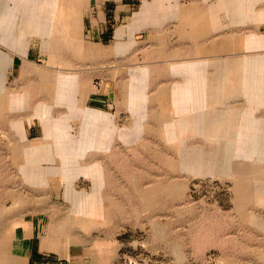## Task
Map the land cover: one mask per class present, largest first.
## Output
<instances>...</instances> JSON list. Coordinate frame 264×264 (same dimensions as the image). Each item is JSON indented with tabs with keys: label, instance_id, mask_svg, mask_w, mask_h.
<instances>
[{
	"label": "rangeland",
	"instance_id": "obj_1",
	"mask_svg": "<svg viewBox=\"0 0 264 264\" xmlns=\"http://www.w3.org/2000/svg\"><path fill=\"white\" fill-rule=\"evenodd\" d=\"M63 2L64 4L60 0L59 7L55 10L54 25L60 22L67 24L63 26L60 23L55 26L54 34L61 28L67 32L76 29L82 20L80 27L82 41L98 43L100 32L107 31L105 22H111L110 36L117 34L120 24V27L125 29V36L122 35L120 41L125 45V56L121 54L118 56L115 50L110 60H107L103 49L102 64L100 61L95 71L99 72V75L92 79V75L89 74L94 72L86 73L84 57L74 56L71 48L58 44L53 46L54 49L57 48L54 51L50 52L49 48L42 50L40 63H33L27 72L29 75L35 72L50 75L42 74L40 78L30 75L29 80H26L27 84H35L38 79H41L42 83L47 80L54 84L57 78L67 80L69 78L64 74L78 70L84 75L81 76L82 84L97 89L103 84L102 73L104 74L107 69H117L119 64L120 68L121 66L124 68L126 87L132 88L142 69L152 67L158 72H169L172 65L180 61H174L173 58H185L189 55L187 52H178L183 41V37L178 36L186 32L190 25L182 22L202 20L222 22L239 16L241 9L234 5V0ZM36 3L38 5L42 2L38 0ZM253 9L257 15L255 20L253 19L254 22L245 25L247 28L238 25L236 31L234 25H231L232 22H222L220 36L222 51L217 54L218 56L225 59L235 56L236 52L246 53L242 46L237 48L232 44L236 36L239 43L242 42L247 29L260 30L264 34L262 18L264 15H261L262 11L264 13V0H254ZM32 10H28V14ZM38 13L42 19L45 9L41 8ZM37 23V27L40 26V22ZM15 24L18 35L26 32V28L19 27L20 22ZM40 31L33 32L37 40L35 45L39 47L41 41L51 38L43 29ZM113 46L117 48V44ZM250 54L259 58L255 60L257 64L264 58V48L255 49ZM206 55L209 56V53ZM151 57L153 59H150ZM71 61H74V65L70 68ZM5 65L4 62L3 67ZM11 79L7 82L10 88L20 84L17 80ZM173 79L175 78L171 76L169 78L166 73L158 77V86L164 88L166 86L168 91L162 95L161 100H169ZM254 79L259 83L253 98L249 97L250 93L239 91L232 99V102H237L238 105L235 109L238 129L245 116L251 113H255L256 116L264 115V91H261L264 90V76H255ZM179 80L182 83L185 78ZM125 105L119 116L120 124L126 128L125 139L119 144L116 142L115 147L105 158L107 170L100 175L107 186L105 184L103 193L99 189L103 204L98 215H92L87 211V206L91 203L88 195L87 197L81 195L74 205L63 195H54L48 189L43 196L35 197V194L41 193L43 189L32 186L29 188L31 211L36 212L38 208L43 211L37 217L36 234L51 257V262L264 264V228L257 223L264 222V208L262 210V207L257 208L253 204L262 201L264 203V193L255 188L256 184H246L253 181L249 174H247L249 180H245L246 175L242 177L241 183L245 184H238L237 172L234 170L239 167L237 166L239 161L256 162V158L237 155L232 147L223 151L220 157H206L204 170L197 165L198 157L190 161L182 155L187 151L185 148L189 149L194 143L197 145V140L182 141L177 132L174 136L178 139L172 143L166 140V134L162 130L163 120L173 119L177 123L184 113H188V109H133L128 107L127 101ZM221 111L224 116L228 110ZM181 136L183 137V133ZM0 139L10 140L11 137L9 133L0 130ZM226 143L229 145L231 142ZM224 145L223 141V149ZM214 161L216 165L213 167ZM14 162L15 157L0 156V180H17L16 173L7 170L12 168V165L14 167L16 163ZM73 184L80 193L87 194L92 190L93 180L86 174H80L73 180ZM17 191L18 189H13L15 198H19ZM249 199L248 206L252 205L257 212L253 208L254 212L245 211L246 200ZM16 200L12 207L14 212L19 206ZM16 223L19 222L14 221V227ZM29 228L32 229L31 223Z\"/></svg>",
	"mask_w": 264,
	"mask_h": 264
},
{
	"label": "crops",
	"instance_id": "obj_2",
	"mask_svg": "<svg viewBox=\"0 0 264 264\" xmlns=\"http://www.w3.org/2000/svg\"><path fill=\"white\" fill-rule=\"evenodd\" d=\"M37 1L0 0V130L11 137L10 140L0 139V156L15 157L14 167L12 165L7 170H12L10 172H15L17 176L16 181L0 180V264H54L36 234L37 217L43 211L39 208L36 212L31 211V186L43 189L35 197L43 196L48 189L54 195H63L74 205L83 194L85 197L88 195L91 203L87 211L92 215L101 212L103 201L100 200L102 194L99 189L102 192L106 183L100 174L107 170L105 158L111 149L116 142L119 144L125 139L126 128L120 124L119 116L126 107V101L133 109H188V113H184L177 123L173 119L162 121L166 140L173 143L178 139L174 136L177 132L182 141L197 140V145L194 143L189 149L185 148L187 151L182 155L192 159L198 157L197 165L204 170L206 157H220L223 151L232 147L237 155L254 156L256 162L237 163L239 167L234 169L237 182L245 184L241 183L242 177L246 175L245 180H249V174L253 181L246 184H256L254 187L264 193V115L251 113L245 116L238 129L235 112L238 105L232 102L239 91L250 93L249 97L253 98L259 83L254 77L264 76V58L256 64L255 60L259 58L250 54L255 49L264 48V34L260 30L247 29L243 41L239 43L236 36L232 45L237 48L242 46L248 53L236 52L235 56L225 59L217 55L222 51V22H232L236 31L238 25L242 27L254 22L257 15L253 9L254 0H234V5L241 9L239 16L233 19L182 22L190 25L186 32L178 36L183 37L178 52L189 55L173 58L180 61L173 64L169 72L144 68L134 80L133 87L127 88L124 68L118 64L117 69H107L102 73L103 84L97 89L84 86L81 79L83 72L78 70L64 74L69 78L67 80L57 78L53 84L47 80L42 83L38 79L31 85L26 83L30 75L40 78L42 74H50L35 72L29 75L27 72L33 63H40L42 50L49 48L51 52L57 49L53 46L61 44L71 48L74 56L84 57L82 61L86 64V73L94 72L89 75L95 79L99 75L95 72L96 66L100 61L102 64L103 49L107 60L115 50L118 56H125V45L120 43L125 29L119 24L117 34L110 36L111 22H105L107 31L100 32V41L85 43L80 33L81 20L76 29L67 32L61 28L54 34L55 26L67 24L60 22L54 25L55 10L60 0H41L38 5ZM41 8L45 9L42 19L38 13ZM28 10L32 12L28 14ZM261 15H264L263 11ZM15 22H20L19 27L26 28V32L18 35ZM37 22H40L38 27ZM41 29L50 35L49 40L52 41H41L39 47L35 45L37 40L33 32ZM115 44L117 48L113 46ZM4 62L6 65L3 67ZM73 65L74 61H71L70 68ZM165 73L169 78H175L170 86L168 101L161 100L162 95L168 93L166 86H158V77ZM182 77L185 80L181 83L179 79ZM10 78L20 84L10 88L7 84ZM156 93L158 96H155ZM222 109L228 110L224 116ZM226 142L231 143L228 145ZM213 164L214 167L216 161ZM80 174H86L93 180L92 190L87 194L80 193L73 184ZM13 189H18L16 194L19 198L14 197ZM15 199L19 206L14 212ZM246 201L245 211L251 213L254 208L248 206L250 199ZM253 204L257 208L262 207V210L264 208L263 201ZM14 221L19 222L15 227ZM257 223L264 228V222Z\"/></svg>",
	"mask_w": 264,
	"mask_h": 264
},
{
	"label": "bare ground",
	"instance_id": "obj_3",
	"mask_svg": "<svg viewBox=\"0 0 264 264\" xmlns=\"http://www.w3.org/2000/svg\"><path fill=\"white\" fill-rule=\"evenodd\" d=\"M64 0H61V3L62 4H64V2H63ZM76 103V102H75ZM76 105V104H75ZM180 124V123H179ZM188 159H192V158H188ZM110 178V177H109ZM108 182V181H107Z\"/></svg>",
	"mask_w": 264,
	"mask_h": 264
}]
</instances>
